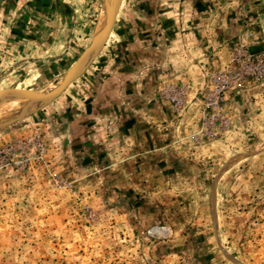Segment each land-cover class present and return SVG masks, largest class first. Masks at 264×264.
I'll use <instances>...</instances> for the list:
<instances>
[{
	"label": "crops",
	"instance_id": "crops-1",
	"mask_svg": "<svg viewBox=\"0 0 264 264\" xmlns=\"http://www.w3.org/2000/svg\"><path fill=\"white\" fill-rule=\"evenodd\" d=\"M53 1L74 20L95 3ZM240 47L264 60V0H124L85 73L7 136L38 134L50 164L147 229L156 264L229 263L245 208L264 196V79L227 93L220 134L201 121L213 75ZM167 87L186 88L181 108Z\"/></svg>",
	"mask_w": 264,
	"mask_h": 264
},
{
	"label": "rangeland",
	"instance_id": "rangeland-1",
	"mask_svg": "<svg viewBox=\"0 0 264 264\" xmlns=\"http://www.w3.org/2000/svg\"><path fill=\"white\" fill-rule=\"evenodd\" d=\"M105 1L74 20L53 0H0V92L54 88L89 46ZM52 12L63 19L53 23ZM13 99L0 103H22ZM47 104L23 103L0 118V264H156L147 229L122 222L108 196H91L88 180L50 164L38 134L7 136ZM250 205L226 251L234 258L222 264H264V196Z\"/></svg>",
	"mask_w": 264,
	"mask_h": 264
},
{
	"label": "built area",
	"instance_id": "built-area-1",
	"mask_svg": "<svg viewBox=\"0 0 264 264\" xmlns=\"http://www.w3.org/2000/svg\"><path fill=\"white\" fill-rule=\"evenodd\" d=\"M246 79L257 82L264 79V60L249 52L247 48L240 47L231 65L213 75L212 90L202 109L203 134L214 136L229 126L226 111L227 93ZM165 94L176 109L182 107L188 95L184 87H167Z\"/></svg>",
	"mask_w": 264,
	"mask_h": 264
},
{
	"label": "water",
	"instance_id": "water-1",
	"mask_svg": "<svg viewBox=\"0 0 264 264\" xmlns=\"http://www.w3.org/2000/svg\"><path fill=\"white\" fill-rule=\"evenodd\" d=\"M123 3L124 0H112L107 4L106 26L104 30L98 37L94 38V35L92 36L89 46H87L83 50L81 55L78 57V59L66 74L65 80L60 84L58 88H49L46 89V92L43 93L39 92V90L43 88L33 87L35 91L32 94H28L27 91H20L16 89H4L0 92V99L5 98L6 96H10L13 98H21L23 96H27L29 99H31V101L26 100L24 103L34 104L51 103L55 99L60 97L73 82H75L85 73L95 57L105 47Z\"/></svg>",
	"mask_w": 264,
	"mask_h": 264
},
{
	"label": "bare ground",
	"instance_id": "bare-ground-1",
	"mask_svg": "<svg viewBox=\"0 0 264 264\" xmlns=\"http://www.w3.org/2000/svg\"><path fill=\"white\" fill-rule=\"evenodd\" d=\"M112 0H106L105 2L102 3V7H101V12L99 14V18H98V21L96 23V26H95V33H94V38L98 37L102 31L104 30L105 26H106V17H107V4L109 2H111ZM69 71V70H68ZM68 73V72H67ZM66 73V74H67ZM66 74H64L62 76V78L59 80V82L56 84L53 85L54 88H58L60 86V84L65 80V76ZM61 77V76H60ZM10 98H13V97H10V96H6L5 98H1L0 99V102L4 101V100H10ZM21 99V100H20ZM12 100V99H11ZM13 100H17V101H20L22 103H19V104H14V103H11V102H3V103H0V118H2V115H4L6 117V115L11 111L13 112L12 110L15 111V109H18L20 108L23 103L28 100V101H31V99H29L27 96H23L21 98H14ZM37 105V104H35ZM23 108V107H22ZM22 110V109H21ZM18 111V110H17ZM24 112V111H23ZM14 113V112H13ZM12 113V114H13ZM9 115V114H8ZM0 119V120H1ZM8 120V119H7Z\"/></svg>",
	"mask_w": 264,
	"mask_h": 264
}]
</instances>
